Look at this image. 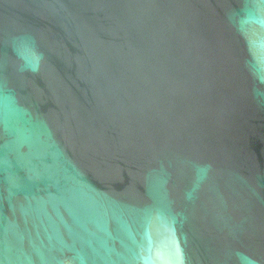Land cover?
Masks as SVG:
<instances>
[{"label":"water","instance_id":"obj_1","mask_svg":"<svg viewBox=\"0 0 264 264\" xmlns=\"http://www.w3.org/2000/svg\"><path fill=\"white\" fill-rule=\"evenodd\" d=\"M0 264H264V0H0Z\"/></svg>","mask_w":264,"mask_h":264}]
</instances>
